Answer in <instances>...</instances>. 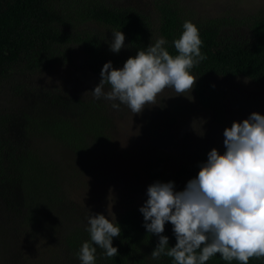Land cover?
<instances>
[{
  "label": "trees",
  "instance_id": "1",
  "mask_svg": "<svg viewBox=\"0 0 264 264\" xmlns=\"http://www.w3.org/2000/svg\"><path fill=\"white\" fill-rule=\"evenodd\" d=\"M186 20L198 27L201 52L206 56L190 70L198 78L191 95L204 116L219 127L230 128L224 118L232 111L230 100L219 78L243 77L264 87L263 9L206 16L182 0H150L149 9L125 6L118 0H0V93L7 94L0 105V201L20 223L19 234L31 237L42 232L44 238L50 237L44 247L50 257L43 264H81L78 252L90 241L86 214L75 209L62 186L70 170L65 159L52 160L51 142L65 144L80 162L87 163L90 151L113 144V116L120 117L123 108L114 109L103 98L94 100L91 88L78 94L51 83L35 84L33 79L43 80L54 67L85 65L87 75L99 83L105 63L122 68L129 57L159 37L167 41L164 47L170 54L178 55L174 41ZM119 30L126 47L114 53L109 42L112 32ZM10 83V91L5 90ZM153 111V119L141 115L143 130L166 138L176 129V113L160 101ZM222 139L202 146L195 158L173 170L149 163L137 173L142 176L134 188L138 204L116 217L121 234L112 243L118 255L108 258L97 247L95 264H173L167 256L150 257L159 237L147 232L139 211L147 200V188L156 181H173L177 191L183 190L198 174L208 152L216 148L223 154ZM162 235L168 236L169 247L175 246L170 222ZM205 264L229 262L217 253ZM249 264H264V257H252Z\"/></svg>",
  "mask_w": 264,
  "mask_h": 264
},
{
  "label": "clouds",
  "instance_id": "2",
  "mask_svg": "<svg viewBox=\"0 0 264 264\" xmlns=\"http://www.w3.org/2000/svg\"><path fill=\"white\" fill-rule=\"evenodd\" d=\"M124 42L123 32L113 31L110 51L119 53L126 47ZM166 43L163 37L157 38L129 57L122 68L105 63L100 82L90 92L93 99L110 101L117 110L123 104L140 114L156 105L158 94L166 88L174 89L177 96L191 93L198 78L190 70L206 59L198 27L184 22L181 36L174 41L178 55L170 54ZM197 122L203 136L206 121L194 119L193 129ZM223 136V154L216 148L208 152L183 190L177 191L173 181L148 186L147 200L139 211L147 232L159 237L151 259L167 256L173 264H205L219 253L229 264L233 260L249 264L252 257H264V115L253 112L242 122L233 121ZM89 212L90 241L78 252L81 264H95L97 247L108 258L118 255L112 243L121 234L115 215ZM168 222L176 238L173 247L168 236L162 235Z\"/></svg>",
  "mask_w": 264,
  "mask_h": 264
},
{
  "label": "rangeland",
  "instance_id": "3",
  "mask_svg": "<svg viewBox=\"0 0 264 264\" xmlns=\"http://www.w3.org/2000/svg\"><path fill=\"white\" fill-rule=\"evenodd\" d=\"M149 1L118 0L125 6L147 9ZM182 1L199 15L206 16L232 15L260 8L264 10V0ZM86 69L85 65L77 68L74 65L54 67L41 77L45 81L39 78H34L33 81L35 84L51 83L82 94L90 88L94 90L98 84L93 77L87 75ZM219 81L227 90V98L230 100L228 108L232 111L224 118H228L231 125L233 121L242 122L253 112L264 115L263 86L243 77H223L219 78ZM10 85L11 83L5 90L10 91ZM6 97V92L0 93V105ZM229 100L226 101L227 104ZM158 101L176 113V129L170 130L166 138L143 130L142 124L145 120L141 115L153 119L155 105H149L150 107H146L140 114H133L126 105L121 104V116H113V144L110 148L90 151L87 155L90 156L89 162H80L78 156L65 144L51 142L52 160L59 162L65 159L70 170L71 174L62 186L66 189L69 202L77 211L85 213L86 217L90 214L89 210L106 217L113 214L117 217L118 212L138 204L134 188L136 181L142 179V176L137 173H142L149 163H156L155 165L164 171L173 170L177 165L195 158L202 146L220 143L224 137L223 131L226 127H219L212 119L204 116L205 112L190 92L177 96L174 89L166 88L158 94L156 105ZM194 119L206 121L202 126L203 136L199 135V122L192 128ZM162 150L165 153L159 154ZM19 231L20 223L0 201V264H28L33 260L35 264L46 263L50 256L44 247L50 237L44 238L42 232L29 237L19 234Z\"/></svg>",
  "mask_w": 264,
  "mask_h": 264
}]
</instances>
